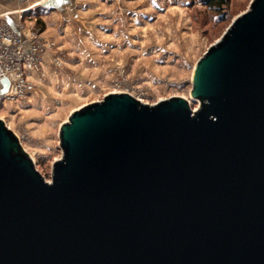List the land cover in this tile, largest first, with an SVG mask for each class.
<instances>
[{
    "label": "water",
    "instance_id": "water-1",
    "mask_svg": "<svg viewBox=\"0 0 264 264\" xmlns=\"http://www.w3.org/2000/svg\"><path fill=\"white\" fill-rule=\"evenodd\" d=\"M192 86L197 112L126 93L74 111L50 183L0 119V264H264V0Z\"/></svg>",
    "mask_w": 264,
    "mask_h": 264
},
{
    "label": "rangeland",
    "instance_id": "rangeland-1",
    "mask_svg": "<svg viewBox=\"0 0 264 264\" xmlns=\"http://www.w3.org/2000/svg\"><path fill=\"white\" fill-rule=\"evenodd\" d=\"M40 1L24 3L33 6L28 22L37 20L55 54L45 59L46 78L32 76L26 99L0 105V119L50 183L63 157L60 128L76 110L120 93L147 105L182 97L198 110L191 97L195 66L253 0H231L221 10L202 0H69L61 10ZM18 8L0 4V18Z\"/></svg>",
    "mask_w": 264,
    "mask_h": 264
},
{
    "label": "built area",
    "instance_id": "built-area-1",
    "mask_svg": "<svg viewBox=\"0 0 264 264\" xmlns=\"http://www.w3.org/2000/svg\"><path fill=\"white\" fill-rule=\"evenodd\" d=\"M18 17L21 21L18 31L0 21V82L6 78L10 81L8 93L0 95V105L26 99L33 86L32 76L46 78L45 59L50 53L55 54L56 43L28 22L31 19L28 12H20ZM51 64L56 67L53 72L57 74L58 59L52 58ZM17 137L23 146L21 137Z\"/></svg>",
    "mask_w": 264,
    "mask_h": 264
},
{
    "label": "crops",
    "instance_id": "crops-1",
    "mask_svg": "<svg viewBox=\"0 0 264 264\" xmlns=\"http://www.w3.org/2000/svg\"><path fill=\"white\" fill-rule=\"evenodd\" d=\"M27 1L29 0H14V1H11V2H8L6 0H0V4L2 5H8V4H12V3H17L19 4V8L16 9L15 11H13L12 13L10 14H4L1 16L0 18V21H4V22H7L8 24H10L13 29H15L16 31L19 30V27H20V24H21V21L19 20V17H18V14L20 12H26L28 11V14H29V8H32L33 6H25L24 3H27ZM44 2H46L47 0H43ZM43 1H40L38 2L39 4L41 3V5L44 3ZM23 6V7H22ZM25 6V7H24ZM31 16V15H30ZM33 17V16H31ZM37 22L36 19H34L33 21H31V24H35Z\"/></svg>",
    "mask_w": 264,
    "mask_h": 264
},
{
    "label": "trees",
    "instance_id": "trees-1",
    "mask_svg": "<svg viewBox=\"0 0 264 264\" xmlns=\"http://www.w3.org/2000/svg\"><path fill=\"white\" fill-rule=\"evenodd\" d=\"M203 4L213 10H221L226 7L231 0H202Z\"/></svg>",
    "mask_w": 264,
    "mask_h": 264
},
{
    "label": "bare ground",
    "instance_id": "bare-ground-1",
    "mask_svg": "<svg viewBox=\"0 0 264 264\" xmlns=\"http://www.w3.org/2000/svg\"><path fill=\"white\" fill-rule=\"evenodd\" d=\"M121 94V93H120ZM199 109V108H198ZM198 110H196L195 112H197Z\"/></svg>",
    "mask_w": 264,
    "mask_h": 264
}]
</instances>
